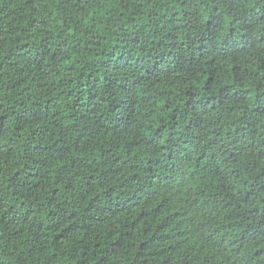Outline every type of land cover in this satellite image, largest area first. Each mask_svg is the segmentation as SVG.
I'll use <instances>...</instances> for the list:
<instances>
[{
    "label": "trees",
    "instance_id": "1",
    "mask_svg": "<svg viewBox=\"0 0 264 264\" xmlns=\"http://www.w3.org/2000/svg\"><path fill=\"white\" fill-rule=\"evenodd\" d=\"M0 264H264V0H0Z\"/></svg>",
    "mask_w": 264,
    "mask_h": 264
}]
</instances>
